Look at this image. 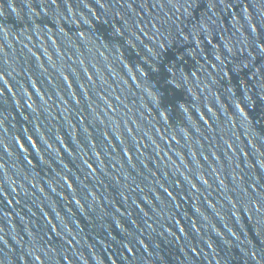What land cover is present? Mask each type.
Returning <instances> with one entry per match:
<instances>
[{
    "label": "water",
    "instance_id": "water-1",
    "mask_svg": "<svg viewBox=\"0 0 264 264\" xmlns=\"http://www.w3.org/2000/svg\"><path fill=\"white\" fill-rule=\"evenodd\" d=\"M0 264H264V0H0Z\"/></svg>",
    "mask_w": 264,
    "mask_h": 264
}]
</instances>
